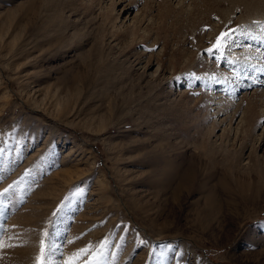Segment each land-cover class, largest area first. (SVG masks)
<instances>
[{
    "label": "rangeland",
    "instance_id": "obj_1",
    "mask_svg": "<svg viewBox=\"0 0 264 264\" xmlns=\"http://www.w3.org/2000/svg\"><path fill=\"white\" fill-rule=\"evenodd\" d=\"M255 2L0 0V264H264Z\"/></svg>",
    "mask_w": 264,
    "mask_h": 264
},
{
    "label": "snow or ice",
    "instance_id": "obj_2",
    "mask_svg": "<svg viewBox=\"0 0 264 264\" xmlns=\"http://www.w3.org/2000/svg\"><path fill=\"white\" fill-rule=\"evenodd\" d=\"M254 23H259V22H254ZM232 31H235L234 29ZM230 32H221L217 37H216V40H215V43L213 44V48H221L223 47L226 43H227V37L230 36ZM213 49L210 48L208 49V51H212ZM5 193L8 192V189H5L4 190ZM43 236L44 237H47L48 236V233L45 231L43 233ZM14 245H5L3 244L2 242H0V247H12ZM88 249L87 248H84V249H81L80 252L83 253V252H87ZM47 251H46V243H45V239L41 238L39 240V255L36 257V264H48V259H47ZM77 255H79V253H77ZM69 264H71V261H69Z\"/></svg>",
    "mask_w": 264,
    "mask_h": 264
},
{
    "label": "bare ground",
    "instance_id": "obj_3",
    "mask_svg": "<svg viewBox=\"0 0 264 264\" xmlns=\"http://www.w3.org/2000/svg\"><path fill=\"white\" fill-rule=\"evenodd\" d=\"M254 2L255 1H257V0H253ZM259 1V0H258ZM246 2H248V1H246ZM251 1H249L248 3H250ZM261 2V1H260ZM252 3V2H251ZM256 3V2H255ZM254 5V4H253ZM257 5H260V4H257ZM263 5V4H262ZM263 7V6H262ZM251 8V7H250ZM260 8H261V5H260ZM258 9V8H257ZM262 10V9H261ZM260 10V11H261ZM264 11V10H263ZM256 14V13H255ZM258 14H259V16H261V14L258 12ZM264 14V13H263ZM263 14H262V16H263ZM258 17V16H257ZM258 18H260V17H258ZM262 18V17H261ZM263 147H264V145H263ZM262 151L264 152V148L262 149ZM191 174V171H189V175ZM188 176V173L186 172L185 173V177H187ZM184 177V178H185ZM183 178L182 177H180V181L182 180ZM186 184V183H185Z\"/></svg>",
    "mask_w": 264,
    "mask_h": 264
}]
</instances>
